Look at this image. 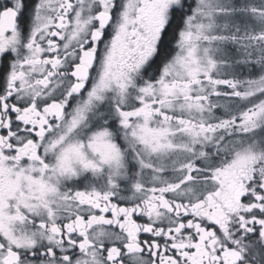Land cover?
<instances>
[{"label": "snow or ice", "instance_id": "6c2138e0", "mask_svg": "<svg viewBox=\"0 0 264 264\" xmlns=\"http://www.w3.org/2000/svg\"><path fill=\"white\" fill-rule=\"evenodd\" d=\"M0 264H264V0H0Z\"/></svg>", "mask_w": 264, "mask_h": 264}]
</instances>
